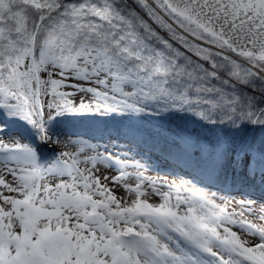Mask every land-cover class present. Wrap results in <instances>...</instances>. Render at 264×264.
<instances>
[{
    "label": "snow or ice",
    "instance_id": "6c2138e0",
    "mask_svg": "<svg viewBox=\"0 0 264 264\" xmlns=\"http://www.w3.org/2000/svg\"><path fill=\"white\" fill-rule=\"evenodd\" d=\"M177 113L216 135L150 148L264 188V0H0V264H264V197L146 175L120 146Z\"/></svg>",
    "mask_w": 264,
    "mask_h": 264
},
{
    "label": "bare ground",
    "instance_id": "6f19581e",
    "mask_svg": "<svg viewBox=\"0 0 264 264\" xmlns=\"http://www.w3.org/2000/svg\"><path fill=\"white\" fill-rule=\"evenodd\" d=\"M70 130L74 131V132H78L85 139H87L89 137H95V139H93L91 141L92 143H97V142H99V140L101 142H103V143L107 142V134L103 133L102 131L101 132H97L95 130V128L92 127L91 125H89L87 122L77 126L74 129L70 128ZM108 130H109V132H111L112 135H117V128H114V127H112V126H110L108 124ZM119 130H121V129H119ZM143 130H145V129H143ZM151 130L155 131L153 129H151ZM121 131H123V130H121ZM150 137L151 136L148 137V136H146V134L142 133L140 138L146 139L148 141V144L144 145L143 143H139L137 141H132L131 142V144H132L131 148H132V151H133L132 152L133 155L134 156L136 155L139 159H141V155H143V154L139 152L140 155H137L138 152H136L135 149L137 148V149L146 150L147 154L143 155V160H142V161H145V162L152 161V158H151L152 154L153 155L157 154L156 156H157V158L159 160L156 161V159H155V161H152L151 163H153V166L151 165V167L160 168V165H162L164 162L170 163L172 165L175 164V165H173L175 167H170L171 168L170 172H171L172 175L174 174L176 176V179H178L179 177L186 178V176H187V177H190V178H195V180L198 183V185H206L209 188L220 190L224 194H230L232 192H239L241 194L242 193H249L252 196V198L257 199V200H259L262 197H264V188L261 187L260 180H256L254 182V184H250L249 181L244 180L242 178H229V177H227V180L223 181V182H211L210 183L207 180L202 182L201 179L204 178L203 174H202V177H196L195 176V171H199V170L195 169L193 166H191L189 169H187L186 167H182L179 164V162H178V165H176V162H177L176 160L177 159H180L182 161L185 160V162H186V159L183 156V154H181L179 152H173L171 154H168L167 152H162L159 147L150 148L149 146L151 144L155 143L154 142V138H150ZM169 139H171V138H169ZM120 140H121V144H123V146H125L124 143H128L127 141L129 140V137L121 136ZM41 154H42L41 155L42 157L46 158L51 153H50V151L48 149H46V150H43V152ZM177 167H179V168H177ZM181 167H182V170H181ZM176 174H178V175H176ZM128 196H129V194H128Z\"/></svg>",
    "mask_w": 264,
    "mask_h": 264
},
{
    "label": "rangeland",
    "instance_id": "374dc122",
    "mask_svg": "<svg viewBox=\"0 0 264 264\" xmlns=\"http://www.w3.org/2000/svg\"><path fill=\"white\" fill-rule=\"evenodd\" d=\"M182 115L183 114L177 113V114H174L175 118L165 117L163 121L159 120L158 118H154V119L151 120V124L142 123V122H139V121H137L135 123L139 124L142 129H145L142 133L146 134V136H148V137L151 136L150 138H154V142L155 143H161L162 142V137H168V138L173 139L174 137H173L172 133L173 132L180 131L181 128H186V129L189 128L190 129L192 127V128H194V130L196 129V131H198V132H195V131L194 132H191L190 131L191 133H193L192 136H191V139H196L197 136H200V137H202V136L214 137L216 135L215 132H213L211 130H208L206 128L201 127L198 124V121H196V119L194 117L184 116L183 119H180L179 117L182 116ZM109 125L112 126V127H114V128H117V129L119 128L121 130H123L124 127H125V125L117 124L115 122H109ZM151 129H153L155 131H152ZM210 131L213 132L214 135L213 134H210L209 133ZM149 133H154L156 135H149ZM97 143L98 144H101V145L105 144V143L101 142L100 140ZM124 144H125V146H123V144H121L120 146L122 148H125V149L128 148L129 146L130 147L132 146V144H130V145L128 143H124ZM46 149H48L50 151V153H51L48 157H46V158H49V157H51L52 153L55 151V146L54 145H51V144L41 145L40 146V149H39L40 150V153H42L43 150H46ZM100 150L102 151L103 149L101 148ZM135 151L138 152V153L140 152L143 155H146L147 154L146 150H143V149H137L136 148ZM132 152L129 153V156L130 157L131 156H134ZM143 155H141V156H143ZM156 155L157 154H155V155L152 154V157H151L152 158V161H155V159H156V161L159 160ZM135 158L136 159H139L136 155H135ZM152 161H150V162L142 161V163L147 164L146 175L153 176V177L168 176V178L170 180L176 179V176L174 174L172 175L171 172H170L171 171L170 170L171 169L170 167H175V166H173L175 164L172 165L170 163L164 162L162 165H160V168H153V167H151V165L153 166V163H151ZM176 161H177L176 162V165H178V162H179V164L182 167H186L187 169H189L192 166L190 163H187V161L185 162V160L182 161L180 159H177ZM182 167H181V170H182ZM177 168H179V167H177ZM199 172L200 171H195V176L196 177H201L200 176L202 174L201 172H200V174H197ZM107 174L110 175V176L111 175H115V173L114 172H111V171H109ZM176 175H178V174H176ZM226 175L229 178H237V177L242 178V177H244L242 173L239 174V175L234 174L232 172V169L231 168L228 169ZM186 178L187 179H193V178H190V177H187V176H186ZM244 178H242V179H244ZM256 180H259V176H257ZM201 181L204 182L205 179H201ZM128 183L134 184L135 181L134 180H129ZM109 186L111 187V185H109ZM210 189L213 190V191H216V189H212V188H210ZM116 191H117V195L118 196L123 197L125 199H129L128 194L125 193L122 188H117ZM240 194L241 193H239V192H232L230 194H225V195H228V196L233 197V198H235V199L238 200V199L241 198V195ZM149 198H150L151 202H158V200H157V198L155 196H151L150 195Z\"/></svg>",
    "mask_w": 264,
    "mask_h": 264
},
{
    "label": "trees",
    "instance_id": "16d2710c",
    "mask_svg": "<svg viewBox=\"0 0 264 264\" xmlns=\"http://www.w3.org/2000/svg\"><path fill=\"white\" fill-rule=\"evenodd\" d=\"M158 119L160 120V118H158ZM249 135L254 137L255 143L257 145L264 143V135H262L260 131L257 130L255 132H253V131L249 130Z\"/></svg>",
    "mask_w": 264,
    "mask_h": 264
}]
</instances>
